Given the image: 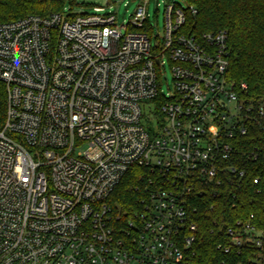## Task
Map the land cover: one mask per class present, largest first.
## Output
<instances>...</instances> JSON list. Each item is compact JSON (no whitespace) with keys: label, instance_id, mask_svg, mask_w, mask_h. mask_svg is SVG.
I'll list each match as a JSON object with an SVG mask.
<instances>
[{"label":"built area","instance_id":"obj_1","mask_svg":"<svg viewBox=\"0 0 264 264\" xmlns=\"http://www.w3.org/2000/svg\"><path fill=\"white\" fill-rule=\"evenodd\" d=\"M148 3L121 24L103 7L0 22V264H195L194 197L244 175L233 139L264 103L228 77L226 30L190 31L196 9L173 2L160 31ZM134 166L141 209L124 221L107 201ZM217 248L222 264H264L250 222Z\"/></svg>","mask_w":264,"mask_h":264},{"label":"trees","instance_id":"obj_2","mask_svg":"<svg viewBox=\"0 0 264 264\" xmlns=\"http://www.w3.org/2000/svg\"><path fill=\"white\" fill-rule=\"evenodd\" d=\"M185 2L197 11L187 15L190 31L196 34L227 31L231 50L228 77L237 83H247V101L264 103V0ZM65 3L66 0H0V22L62 12ZM6 107V87L0 81V126ZM246 124V134L233 139V155L227 161L244 170V175L231 173L222 184L206 187L201 197L199 194V198L194 197L193 204L197 206L194 219L198 223L193 245L195 264H222L227 257L217 245L238 221L250 222L264 233V117L257 115ZM146 173L142 167H132L108 197L114 214L120 213L124 221L141 209L142 179Z\"/></svg>","mask_w":264,"mask_h":264},{"label":"rangeland","instance_id":"obj_3","mask_svg":"<svg viewBox=\"0 0 264 264\" xmlns=\"http://www.w3.org/2000/svg\"><path fill=\"white\" fill-rule=\"evenodd\" d=\"M179 3L185 6V0H149L147 10L149 14V24L158 25L160 31H163L165 22V8L169 3ZM139 0H66L64 11L72 13H96V7H103L106 12L116 15L119 24L126 23L134 13ZM162 86L166 89L167 82L172 84V70L166 63L160 68Z\"/></svg>","mask_w":264,"mask_h":264},{"label":"water","instance_id":"obj_4","mask_svg":"<svg viewBox=\"0 0 264 264\" xmlns=\"http://www.w3.org/2000/svg\"><path fill=\"white\" fill-rule=\"evenodd\" d=\"M135 1V0H134Z\"/></svg>","mask_w":264,"mask_h":264}]
</instances>
